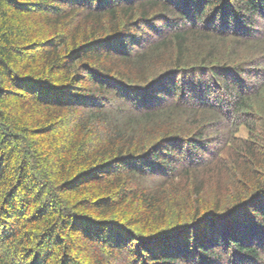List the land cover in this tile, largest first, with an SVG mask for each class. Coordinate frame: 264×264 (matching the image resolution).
<instances>
[{
    "label": "trees",
    "instance_id": "1",
    "mask_svg": "<svg viewBox=\"0 0 264 264\" xmlns=\"http://www.w3.org/2000/svg\"><path fill=\"white\" fill-rule=\"evenodd\" d=\"M0 264H264V0H0Z\"/></svg>",
    "mask_w": 264,
    "mask_h": 264
}]
</instances>
